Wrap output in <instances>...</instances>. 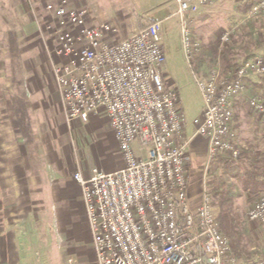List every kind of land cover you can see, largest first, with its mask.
Returning <instances> with one entry per match:
<instances>
[{"label":"built area","instance_id":"built-area-1","mask_svg":"<svg viewBox=\"0 0 264 264\" xmlns=\"http://www.w3.org/2000/svg\"><path fill=\"white\" fill-rule=\"evenodd\" d=\"M223 1L174 0L182 52L203 102L192 135L186 133L179 92L163 79L162 21L119 38L117 25L90 23L86 10L69 0L45 4L52 22L41 20L39 32L68 125L105 112L124 160L112 172L94 167L89 177L80 169L72 173L81 187L95 264L239 262L221 232L207 177L219 154L233 160L241 156L234 128L237 102L245 99L248 109L264 117V94L246 93L250 77H264V55L227 71L218 61L206 77L194 70L202 43L193 35L190 15ZM263 13L264 0H256L245 17ZM233 32L222 35L221 46ZM200 138L207 141V162L200 196L193 200L190 148ZM248 219L264 227V194L248 211ZM253 264H264V256Z\"/></svg>","mask_w":264,"mask_h":264},{"label":"crops","instance_id":"crops-1","mask_svg":"<svg viewBox=\"0 0 264 264\" xmlns=\"http://www.w3.org/2000/svg\"><path fill=\"white\" fill-rule=\"evenodd\" d=\"M69 1L71 6L86 10L90 23L110 22L102 8L95 4L97 0ZM171 1L175 5L173 14L176 15V4L174 0ZM219 4L191 14L190 26L196 22L202 25L209 11ZM125 10L115 4V13L128 21L124 23L125 33L121 26L114 23L121 29L122 36L155 20L162 21L164 30L165 21L171 15L165 12V5L162 3L157 7L160 15L148 19L143 16L134 19ZM21 19L18 17L20 23L14 29V33L25 83L20 89L26 92V106L32 133L25 136L20 132L12 100L11 102L0 101V264H67L70 246H79L81 240L78 237L87 232L90 233L94 263L95 251L81 187L72 173L80 169L84 177H89L94 167L106 172L122 168L124 160L119 149V142L109 125L105 112L99 116H92L89 120L94 124H100L108 134V137L98 140L99 143L90 142L89 145L81 135L65 131L64 125L67 123L53 73L43 77L41 71L35 70V73L30 75L33 78L31 79L24 72V49L21 44L24 39L20 35L25 26ZM146 20L149 22L146 23ZM32 26L31 24V29H33ZM127 28L133 30L128 33ZM36 31L40 35L39 29ZM41 41H43L42 37ZM199 41L202 45L207 43V39ZM162 44L165 50V45L163 42ZM179 49L183 54L181 36ZM263 51L262 49L257 53L264 54ZM9 59L11 61V58ZM49 59L47 54L46 60ZM184 59L183 55V61ZM49 63L51 65V60ZM167 69L166 56L163 70ZM8 87L7 82L0 91H5L4 88H6L7 91L18 93L14 85L10 89ZM246 93L264 94V80L250 77L246 82ZM241 108L245 110L246 115L253 114V118H256L257 124L264 131V117L251 112L246 107L245 99L237 102L236 113ZM198 116L194 115V119ZM193 130L186 129V133L192 135ZM108 151L116 152L117 155L102 161V155ZM190 154L189 177L195 174L200 175V181L195 186L197 189L201 187V174L207 162L206 139L195 140L191 145ZM196 191L198 190L190 192L193 200H198L200 196L199 191Z\"/></svg>","mask_w":264,"mask_h":264},{"label":"rangeland","instance_id":"rangeland-1","mask_svg":"<svg viewBox=\"0 0 264 264\" xmlns=\"http://www.w3.org/2000/svg\"><path fill=\"white\" fill-rule=\"evenodd\" d=\"M51 1L56 0H0V90L7 82L9 85L8 89L13 85L11 77L12 62L9 59V33L11 31L14 32V29L17 28L16 26L20 23L18 17L22 18L23 26H25L20 35L24 39L21 43L24 49V72L27 73L28 77L31 79L33 78L30 75H32V73L34 74L35 70L41 71L43 77L52 73V67L49 63L50 59L46 60L48 54L47 46L41 41V34L39 35L36 31L39 29V25H41V20L44 22L48 21L49 18L46 15L44 7L46 3ZM254 1L256 0H224L209 11L202 25L200 22L192 23L191 28L193 29L194 37L198 40L203 41V39H207V42L214 41L218 43L220 52L225 47L232 45V41H236L238 44L242 43L243 40L246 42H254L253 36L256 33L260 34L258 36L261 40H264V13L251 19L253 20L252 23H255L254 27L249 24L250 22H248L245 17L246 12ZM95 2V4L100 6L108 16L110 23L121 26L123 33H125L123 29V27H125L124 23L128 21L123 20L121 16L115 13V4L126 9L125 12L134 19L138 16H143L146 19L158 16L160 13L157 11V7L161 3L165 5V12L171 15L169 19L165 21V28L162 30V42L165 45L168 64L167 70L162 69V75L166 85L179 92L180 105L185 114V121L188 126L187 129L193 130L194 115L201 114L203 102L191 70L188 64H186L185 59V62L183 61V54L179 49L180 31L178 16L173 14L175 11L173 1L97 0ZM148 22L149 20H146V23ZM31 24L33 25V29H31ZM232 28L234 32L229 41L221 46L222 35ZM121 29L118 34L119 38L122 37ZM131 30L133 29L127 28L128 33ZM257 51L261 52L260 49ZM236 54L237 57H243L242 51H237ZM4 89L5 91H0V101L2 102L5 100L11 102V98L16 96L17 92H10L7 91L6 88ZM250 111L253 112V110ZM252 115L253 114L249 116L246 115L245 110L241 108L238 113H236L235 123L239 131V143L243 145L245 143L254 144L257 150L258 148H264V131H262L261 127L256 122V118L254 119ZM64 129L67 133L81 135L82 139L88 142L89 145L90 142L96 144L99 143L98 140L108 137L104 127L100 124H94L91 121L74 122V124L72 123L71 125L67 123L64 125ZM115 155H117L116 152L108 151L102 155L101 160L107 161L109 157ZM188 175H190L189 169ZM198 181H200L199 174H195L191 178L189 177V191L193 192L198 190L200 195L201 188L199 187L196 189L195 187ZM262 194H264V191H260L256 194L244 193L237 201V205L239 206V210L241 215H243V220L248 229V234L245 239L248 241L251 250L259 253V255H255L256 259L264 256V227L258 222L250 221L248 219V211ZM78 238L81 240V244H79V246H70L71 249L69 250L70 255L67 257V264H95L92 262L93 253L90 247V233H84V235ZM242 260H240L238 264H247L244 259ZM252 261L251 263L248 261V263L252 264Z\"/></svg>","mask_w":264,"mask_h":264},{"label":"trees","instance_id":"trees-1","mask_svg":"<svg viewBox=\"0 0 264 264\" xmlns=\"http://www.w3.org/2000/svg\"><path fill=\"white\" fill-rule=\"evenodd\" d=\"M251 19L246 20L254 27L255 23H252ZM253 37L254 42L243 40L238 44L236 41H232V45L225 47L221 52L218 43L208 41L202 45V51L196 58L194 70L200 76L206 77L218 61H220L223 71L239 67L246 60L258 54V49L264 50V40L255 34ZM9 48L12 62L11 77L13 85L17 87L18 91L11 100L14 104L20 132L29 136L32 133L31 120L26 106V92L20 89L25 83L17 39L13 31L9 33ZM237 51H242L243 57H237ZM262 79L264 80V77ZM234 128L237 129L236 123ZM237 145L242 149L240 159L234 161L224 153L219 154L210 164L207 183L213 203L219 208L218 222L221 232L229 240L232 253L238 261L244 259L249 264L248 261L251 263L253 260V264L262 257L255 258V255H259V253L252 251L245 239L248 229L237 201L244 193L256 194L264 191V148L256 150V146L251 143L243 145L237 142Z\"/></svg>","mask_w":264,"mask_h":264}]
</instances>
